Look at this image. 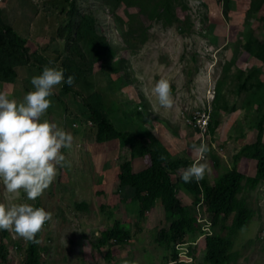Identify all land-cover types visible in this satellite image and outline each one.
<instances>
[{
  "label": "rangeland",
  "instance_id": "1",
  "mask_svg": "<svg viewBox=\"0 0 264 264\" xmlns=\"http://www.w3.org/2000/svg\"><path fill=\"white\" fill-rule=\"evenodd\" d=\"M174 4L181 20L189 17V30L181 22L169 27L156 24L143 33L135 28L130 14L134 11L127 3L119 14L125 20H116L114 26L104 0H80L74 21L65 0H0L3 20L26 40L24 64L15 67V81L0 82V92L22 100L33 90L31 78L41 74L46 65L64 69L65 79L74 77L71 86L62 83L54 88L49 97L51 107L41 117L74 137L72 147L61 150L70 166H58L55 180L35 201H28L23 192L19 199H10L0 184V203H30L51 213L39 232L43 264H205L208 232L202 229L203 218L194 233L176 239L175 254L156 240L161 229L170 231L172 218L159 204L144 209L136 188L118 183L123 148L118 139L95 141V126L85 104L97 92L104 93V110L121 131L146 134L151 130L161 137L172 154L171 161L180 163L179 172L196 159L191 146L205 143L209 152L204 162L209 171L204 179L212 182L232 170L242 174L252 217L235 235L231 251L239 253V258L229 264H264V179H256L259 153L243 150L264 132V66L246 51L247 45L257 43L239 38L249 23L246 34L252 33L254 40L264 45V7L250 14L252 0H178ZM92 10H96L98 36L107 34L117 45L126 31L132 30L138 38L127 43L122 39L121 45L132 49L125 54L121 78L110 66L103 68L100 60L91 62V72L83 76L88 60L100 56L90 53L91 45L100 41L90 25L81 29L82 41L78 37L82 14ZM5 62L16 66L13 61ZM78 65L81 70H76ZM161 78L171 85L174 102L170 109L161 108L151 94L154 82ZM246 79L239 93L237 87ZM220 87L221 95L216 98ZM203 113L206 118L200 121L203 116L198 119V115ZM147 115L152 116L148 125ZM212 118L218 125L213 135L209 131L206 135L204 125ZM147 160L136 157L134 169L146 167ZM173 180L182 204L195 201L181 178ZM195 211L201 213L199 208ZM232 218L233 213L227 224ZM115 225L129 238L103 244V232ZM218 229L210 226L209 234L214 236ZM27 245L28 241L14 232L0 230V251L7 252L6 259L0 252V264H20Z\"/></svg>",
  "mask_w": 264,
  "mask_h": 264
},
{
  "label": "trees",
  "instance_id": "2",
  "mask_svg": "<svg viewBox=\"0 0 264 264\" xmlns=\"http://www.w3.org/2000/svg\"><path fill=\"white\" fill-rule=\"evenodd\" d=\"M106 2V13L111 15V20L115 26L116 20L125 19L120 14L124 10L126 3L133 8L131 18L137 30L143 33L150 30L153 25L160 24L162 27H169L175 23L183 22L186 25V31L190 29L189 17L187 21L181 20L176 14V3L178 0H104ZM68 15L71 21L76 20V15L79 11L80 0H65ZM264 7V0H252L249 8L250 14H256L260 8ZM93 12L85 11L81 16L78 37L82 41L81 29L88 24L91 26L94 34L95 29L98 28L97 18L95 16L96 10ZM161 27V26H160ZM250 30L249 23L245 24L244 31L239 35L243 41H254L257 45L249 44L246 47L247 53L260 60L264 66V45L254 40L253 34H246ZM100 38L98 45H91L90 53L100 55L96 60H88L87 72H83L86 76L91 72V62L100 60L102 67L110 66L112 73H116L117 78H121L122 69H126L125 54L132 49L127 46V42L138 39L131 31H126L124 36V45H121L124 38L118 42L109 41V37L98 36ZM95 38V37H94ZM26 40L21 37L14 30L13 26L5 22L0 11V82L15 81L17 73L15 67L23 65V59L26 54ZM114 55V57L110 55ZM192 59H195L196 54H192ZM10 60L16 66L9 65L5 61ZM195 64V63H194ZM193 64V65H194ZM81 65L77 66L76 70H81ZM196 70V69H195ZM228 72V71H227ZM68 76V73H65ZM128 75V74H126ZM248 79L242 82L237 87L240 93L245 87ZM68 90V88H65ZM222 87L218 89L216 98L221 95ZM97 92V91H96ZM112 95V91H109ZM93 95V94H92ZM105 95L103 92H97L93 95L91 100L86 99L85 104L90 111V120L95 126L96 134L95 141L102 143L104 141H111L118 139L123 151L120 155L118 183L121 185H132L136 188L137 199L144 206V209H150L156 204L161 205L166 215L172 218L169 228L170 231L161 229L156 236V240L172 250L176 239H181L186 233L192 234L196 230L199 213L195 208H199L201 213H205L210 218L211 226H219L218 233L214 236H206L203 261L205 264H229L234 263L239 258V253L232 252L234 238L236 233L243 229L247 222L252 217L251 207L245 201V194L243 192V176L236 170H232L221 176L219 179L208 182L206 179L198 183L193 181L191 183H184L182 185L188 187L191 193L195 195L191 204H182L177 197L176 188L178 185L173 180L180 178L181 172L178 171L180 163L171 161L172 154L164 145L161 137H158L153 131L147 130L146 134H134L133 132L121 131L109 117L104 110ZM201 116V115H198ZM212 116V115H211ZM152 116L147 115L146 123H150L149 119ZM195 117V116H194ZM218 122L215 119H210V125L205 134H214ZM260 129L263 125L260 124ZM264 132L261 130L258 134V139L251 145L246 146L243 150L255 151L259 153L256 159V179H264ZM209 147V146H208ZM147 157L146 167L136 170L133 167V161L136 157ZM118 157V156H117ZM249 183H245L248 185ZM249 186V185H248ZM252 189H249L251 191ZM240 195V196H239ZM233 213L232 222L227 224L230 214ZM129 238L128 233L122 231L120 226L115 225L111 230L107 229L103 232V244H108L110 240L116 239L117 242L122 243ZM38 243L28 241L25 253L21 264H42L41 262V248L39 246V233L36 236ZM6 259L7 252L2 249L0 251ZM176 254V253H175ZM109 257V255L107 256ZM175 257V256H174Z\"/></svg>",
  "mask_w": 264,
  "mask_h": 264
},
{
  "label": "clouds",
  "instance_id": "3",
  "mask_svg": "<svg viewBox=\"0 0 264 264\" xmlns=\"http://www.w3.org/2000/svg\"><path fill=\"white\" fill-rule=\"evenodd\" d=\"M30 83L33 90L20 101L0 92V184L10 194V199H19L23 192L28 201H35L55 180L57 167L70 166L61 150L70 149L74 137L56 123L41 117L51 107L49 97L54 94V88L62 83L71 86L74 77L69 75L65 79L64 69L46 65L41 74L31 78ZM151 94L161 108L173 106L171 85L167 79L155 81ZM202 115H205L203 119L206 118V113ZM209 117H212L211 112ZM206 122L208 130L210 120ZM191 148L196 159L181 171L180 178L184 183H198L209 171L208 164L204 162L209 152L208 145L193 144ZM50 219V212L30 203H0V230L12 231L26 241L38 243L36 236ZM197 221L208 232L206 236H210L209 216L199 213Z\"/></svg>",
  "mask_w": 264,
  "mask_h": 264
},
{
  "label": "built area",
  "instance_id": "4",
  "mask_svg": "<svg viewBox=\"0 0 264 264\" xmlns=\"http://www.w3.org/2000/svg\"><path fill=\"white\" fill-rule=\"evenodd\" d=\"M203 117L205 116V115H202ZM202 116H199L198 117V119H200ZM203 120V118L200 120V121H202ZM201 123V122H200ZM203 126V125H202ZM204 133L207 131V122L205 123V125H204Z\"/></svg>",
  "mask_w": 264,
  "mask_h": 264
}]
</instances>
